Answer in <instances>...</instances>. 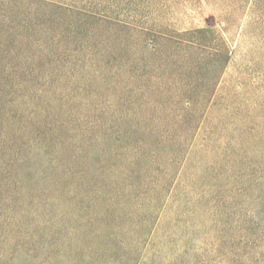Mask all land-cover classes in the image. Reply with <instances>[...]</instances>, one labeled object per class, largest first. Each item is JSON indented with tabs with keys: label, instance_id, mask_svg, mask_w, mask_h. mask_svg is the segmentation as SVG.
<instances>
[{
	"label": "trees",
	"instance_id": "trees-1",
	"mask_svg": "<svg viewBox=\"0 0 264 264\" xmlns=\"http://www.w3.org/2000/svg\"><path fill=\"white\" fill-rule=\"evenodd\" d=\"M18 1L33 6L17 13L26 23L84 51L88 63L80 73L93 75L84 81L109 84L117 111L93 114L92 124L83 127L84 118L63 111L65 106L58 113L44 102L25 113L24 105L34 100L0 97V181L11 164L38 161L43 167L41 177L54 192L52 204L58 210L48 224L51 264H148L150 257L142 251L149 242L146 236L153 233L152 215L160 196L172 191L199 132L186 123L200 119V111L209 105L228 56L201 44L198 32L181 36L170 31L169 24H158L169 0H0L1 13ZM4 51L9 62L17 52L20 64L10 62L2 72L0 95L12 78L37 72L34 66L42 62L61 67L60 61L49 59L65 56V51L43 52L49 62L32 61L33 69L26 72L33 49ZM153 70L160 74L154 81ZM22 85L14 89L20 91ZM137 93L142 99L135 100ZM136 103L148 107V115L133 110ZM119 105L126 106L122 114ZM176 120L181 125H151ZM205 142L200 153L211 149L212 142ZM209 153L228 160L236 156L228 144ZM146 193L147 209L133 206ZM98 207L102 210L92 212ZM135 208L141 213L136 222L139 237L124 243L117 224L124 229L123 220H133Z\"/></svg>",
	"mask_w": 264,
	"mask_h": 264
},
{
	"label": "rangeland",
	"instance_id": "rangeland-1",
	"mask_svg": "<svg viewBox=\"0 0 264 264\" xmlns=\"http://www.w3.org/2000/svg\"><path fill=\"white\" fill-rule=\"evenodd\" d=\"M14 4L5 13L0 11V55L6 49H33L24 66L26 72L33 69L32 61L49 62L41 56L43 52L65 51V56L49 59L60 61L61 67L53 69L42 62L34 66L37 72L12 78L0 97L34 100L24 105L25 113L43 107L44 102L58 113L65 106L63 111L84 118L83 127L92 124L93 114L117 111L109 84L84 81L93 77L80 73L88 63L84 51L26 23L17 13L30 11L29 2ZM167 5L160 11L158 24H169L167 28L181 36L198 32L196 39L201 44L226 54L228 60L200 119L186 123L199 128L198 135L172 191L160 196L152 215L153 233L146 240L143 234L149 242L142 255L150 257L148 264L152 259L153 264H264V0H206L200 4L169 0ZM9 60L20 64L17 52ZM10 62L6 55L0 56V82ZM154 70L152 81L160 76ZM13 81L23 84V89H14L21 85ZM138 94L135 100L142 99ZM135 105L133 110L140 116L148 115V107ZM119 111L122 114L126 106L119 105ZM151 125L179 126L181 122ZM205 141L212 142L211 149L200 153ZM226 144L236 153L232 160L209 153ZM37 162L11 164L0 181V264H45L44 259L51 264L48 224L58 210L52 204L55 194L41 177L43 167ZM207 166L209 174L203 180ZM145 195L134 200L133 206L147 209ZM101 210L92 208V212ZM133 216V220H123L124 229L117 224V235L124 243L139 237L140 211L135 208Z\"/></svg>",
	"mask_w": 264,
	"mask_h": 264
}]
</instances>
